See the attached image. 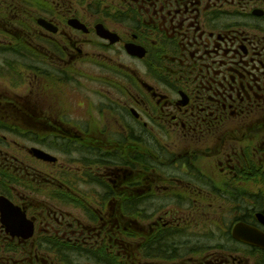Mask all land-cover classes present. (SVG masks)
<instances>
[{
  "label": "flooded vegetation",
  "instance_id": "obj_1",
  "mask_svg": "<svg viewBox=\"0 0 264 264\" xmlns=\"http://www.w3.org/2000/svg\"><path fill=\"white\" fill-rule=\"evenodd\" d=\"M2 197L0 264H264V0H0Z\"/></svg>",
  "mask_w": 264,
  "mask_h": 264
},
{
  "label": "rangeland",
  "instance_id": "obj_2",
  "mask_svg": "<svg viewBox=\"0 0 264 264\" xmlns=\"http://www.w3.org/2000/svg\"><path fill=\"white\" fill-rule=\"evenodd\" d=\"M29 7H31V6H29ZM32 10H33V5H32ZM33 12H34V10H33ZM116 59H118V58H116ZM126 60H128V59L127 58H123L121 61L123 63H127V64L131 65ZM39 66H37V67H39ZM133 68L136 69V70H131V71H128L127 73L124 72V71H122V72H124L125 74L129 75L127 77L129 79V81L134 80V78H139L141 80L140 67H137V68L133 67ZM39 69H40V67H39ZM41 70H43V69H41ZM122 72H120V73H122ZM120 73H118V74H120ZM94 76H96L97 79L99 78V75H91V74L81 75V76L78 77V78L81 77L80 82H79V80L77 78L76 83H77V85L79 84V86H81L82 91H86V89H89L90 87L95 88L94 87V84L96 83L97 84L96 85V88L97 89L96 88L95 89L98 92V97L94 96L93 98L98 100L101 97H103L104 95L106 96L107 93H106L105 87L103 86V82L98 81V80L96 82V81H93L92 80V78ZM69 79L72 80L73 78L70 77ZM52 86H54V85H52ZM64 91H66V90H61V89H55V88H53L52 90H50L49 93H46L45 95H41L40 97H44V101H46L48 104L55 105L56 108H61V107L70 108V106H74L75 105L76 101L79 104H81L80 103V99H81L80 98V95H81V92L82 91H79L78 90L75 93L70 92V93H66V94H65ZM69 91L70 90H68L67 92H69ZM111 91H115L114 92V94H115L114 96H115V98H118L117 96L120 95V92L117 91V90H114V89H111ZM116 101H118V100H116ZM126 121L128 122V125H132V121L131 120H129L128 118H126ZM45 188H46V186H45ZM41 189H43V187ZM39 194H41V193L39 192ZM44 195H45L46 198H48V196L50 195V193L48 192V190H44ZM45 197L44 196L41 197V195L36 194V198H38L39 200L45 199ZM63 209L65 211H69L68 206H65ZM145 217H146V220L145 221L148 222L150 215H145Z\"/></svg>",
  "mask_w": 264,
  "mask_h": 264
},
{
  "label": "water",
  "instance_id": "obj_3",
  "mask_svg": "<svg viewBox=\"0 0 264 264\" xmlns=\"http://www.w3.org/2000/svg\"><path fill=\"white\" fill-rule=\"evenodd\" d=\"M103 36L105 38L107 37L106 34H104ZM111 41L114 42L115 40H111ZM126 51L131 55L137 56L138 58H139V56L142 55V54H139L138 46H135V45L130 44V45L126 46ZM32 154L36 158L42 159V160H49L51 162H55V160H56V158H52L51 156H49L45 152H42V151L35 149V148L32 149ZM0 211H1L2 221L7 227L12 226L11 227V229H12L13 226H15L16 228L21 230V232H18V234L19 233L22 234L23 237H29L32 235V233H33L32 223L26 219L24 212H21V210L18 207L14 206L7 199L0 198ZM18 223H23L24 227L21 229L20 226L18 225ZM239 226L240 225L236 226L238 228L235 229L236 234H237L236 237L239 240L246 241L250 244H253V243L255 244V242L252 239L253 236L252 237L238 236V233L241 231ZM11 234L13 235L16 233H11ZM256 243L258 245L264 246V240L258 239Z\"/></svg>",
  "mask_w": 264,
  "mask_h": 264
},
{
  "label": "trees",
  "instance_id": "obj_4",
  "mask_svg": "<svg viewBox=\"0 0 264 264\" xmlns=\"http://www.w3.org/2000/svg\"><path fill=\"white\" fill-rule=\"evenodd\" d=\"M150 249H154L155 251H156V246L155 245H153V246H150Z\"/></svg>",
  "mask_w": 264,
  "mask_h": 264
}]
</instances>
